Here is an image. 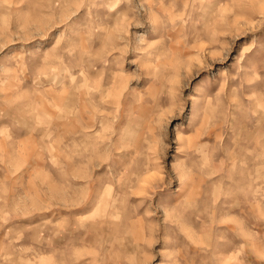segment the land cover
Listing matches in <instances>:
<instances>
[{
	"label": "rangeland",
	"instance_id": "obj_1",
	"mask_svg": "<svg viewBox=\"0 0 264 264\" xmlns=\"http://www.w3.org/2000/svg\"><path fill=\"white\" fill-rule=\"evenodd\" d=\"M0 264H264V0H0Z\"/></svg>",
	"mask_w": 264,
	"mask_h": 264
},
{
	"label": "bare ground",
	"instance_id": "obj_2",
	"mask_svg": "<svg viewBox=\"0 0 264 264\" xmlns=\"http://www.w3.org/2000/svg\"><path fill=\"white\" fill-rule=\"evenodd\" d=\"M182 176V175H181ZM123 182V181H122ZM111 215V214H110ZM111 219V218H110ZM118 221V220H117ZM125 230V229H124ZM116 231V230H115ZM249 250V249H248Z\"/></svg>",
	"mask_w": 264,
	"mask_h": 264
}]
</instances>
